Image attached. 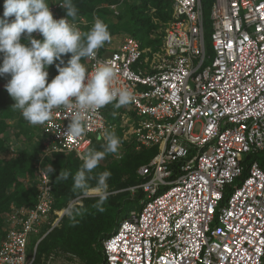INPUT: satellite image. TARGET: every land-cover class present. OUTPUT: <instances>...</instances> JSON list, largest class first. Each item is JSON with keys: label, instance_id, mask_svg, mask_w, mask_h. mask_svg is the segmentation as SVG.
Masks as SVG:
<instances>
[{"label": "built area", "instance_id": "obj_1", "mask_svg": "<svg viewBox=\"0 0 264 264\" xmlns=\"http://www.w3.org/2000/svg\"><path fill=\"white\" fill-rule=\"evenodd\" d=\"M169 1L172 19L159 49L142 50L127 38L116 50L98 49L95 59H86L89 72L97 62L111 64L117 85L134 91L135 100L117 113L119 123L108 121L103 107L89 114L84 136L73 139L63 134L70 117L61 108L39 126L36 204L21 210L0 237V264H34L31 236L50 215H60L43 162L73 153L82 163L79 155L105 129L124 132V125L140 148L158 152L139 168L142 182L128 190L144 193L142 209L101 243L105 264H264V170L258 161L222 206L246 157L264 153V0H213V57L202 0ZM47 2L54 19L64 18L63 0ZM69 22L80 30L93 23ZM177 163L180 174L171 179Z\"/></svg>", "mask_w": 264, "mask_h": 264}, {"label": "clouds", "instance_id": "obj_2", "mask_svg": "<svg viewBox=\"0 0 264 264\" xmlns=\"http://www.w3.org/2000/svg\"><path fill=\"white\" fill-rule=\"evenodd\" d=\"M47 0H4L3 17L0 18V76L10 75L5 85L6 91L15 102L12 108L18 110L29 124L43 125L52 118L54 109H64L69 113V123L63 134L79 139L84 136L89 114L112 104L115 109L127 106L135 100L134 91L128 86H118L117 70L107 62H97L91 72L82 59H95L97 50L110 42L108 25L95 18L91 27L82 32L73 20L77 8L72 0L59 4L65 10V17L54 19ZM13 19L9 20L8 18ZM33 32L42 35L43 40L31 36ZM24 34L27 43L21 42ZM70 53L65 66L62 54ZM55 60L58 74L48 82L49 65ZM98 139L101 149L87 148L79 158L82 164L72 175L73 190L96 198L94 207L98 212L105 211L108 199L107 180L110 171L93 175L106 155L115 154L121 144L114 130L105 129ZM48 173L53 169L49 165ZM68 171L56 176L59 181L69 178ZM95 179L94 186L89 181ZM82 206L69 204L61 210L75 222L82 215Z\"/></svg>", "mask_w": 264, "mask_h": 264}, {"label": "trees", "instance_id": "obj_3", "mask_svg": "<svg viewBox=\"0 0 264 264\" xmlns=\"http://www.w3.org/2000/svg\"><path fill=\"white\" fill-rule=\"evenodd\" d=\"M72 2L77 8V17L75 20L68 17V20L78 21L84 19L87 22H93L95 18H100L108 25L111 40L100 48V54L106 53V48L113 40L119 37L125 38L126 36L135 39L140 44L142 50L148 48L157 50L161 46L163 36L156 34L157 25L153 23V18L149 15V12L154 11V16L160 23L167 24L172 19V5L169 0H72ZM122 3L126 4V10L124 15L118 18L109 7ZM201 3L205 18L206 49L207 53L213 57L210 21L213 0H202ZM3 4L4 0H0V18L3 17ZM65 15V10H63V16L65 17ZM8 19L11 20L13 18L9 17ZM89 28L86 27L85 31ZM31 36L35 39L43 40L42 35L37 36L36 32H33ZM21 42L27 43L24 34L21 35ZM64 56H71V54H62L61 58ZM0 61H2V54H0ZM83 61L84 59L81 62ZM57 64H60L59 60L54 61L52 65L48 66V82L58 74ZM10 78V75L7 74L0 76V214L6 213L12 204L19 208H32L36 204L37 195V188L28 189L23 182V178L34 174L35 164L39 161V158L29 154L25 150L10 158L1 157L8 153V148L5 146L2 135L10 128L8 122L13 120L14 115H18L16 114L18 110L13 109L12 104H8L6 98L8 93L5 85ZM12 103L14 104V102ZM126 110L127 106L115 109L112 104H109L104 107V115L108 121L119 123L117 113L125 112ZM116 132L120 133L121 130L117 129ZM117 136L121 137L120 134H117ZM97 142L94 141L92 143V148L100 150L103 141L101 140L99 144ZM157 152V148L154 147L137 154L129 153L122 161L113 162L110 165H106L100 161L93 175L95 176L96 173L105 170L111 172V176L107 180L108 192L110 194L104 204L105 211L101 213L96 210L94 207L96 203L95 197L83 198L81 200L82 205H76L77 207L82 206V215L77 216L75 222L67 216L62 218L59 226L53 228L39 243L34 264H39L43 254L53 251L71 254L85 264H105L101 246L102 241L115 232L119 225L129 217L131 212L142 209L141 201L145 197L144 193L139 190L135 194H131L126 189L142 182L138 177V170L140 167L147 165ZM109 156L110 154L105 157ZM254 161H258L260 167L264 170V153L248 155L244 161L242 175L233 186L227 188L222 206L234 188L240 186L248 176L249 166ZM81 164L78 157L73 153L66 156L62 154L54 155L43 162V168L46 172L49 165L53 169L52 173L47 172V174L53 182L54 211H61L72 200L84 195L79 191H74L72 187V175H74ZM179 166V163L172 165L173 173L171 179H175L180 174ZM61 171H68L70 173L67 180L59 181L56 179V176ZM95 183V179L89 181V184L92 186Z\"/></svg>", "mask_w": 264, "mask_h": 264}, {"label": "rangeland", "instance_id": "obj_4", "mask_svg": "<svg viewBox=\"0 0 264 264\" xmlns=\"http://www.w3.org/2000/svg\"><path fill=\"white\" fill-rule=\"evenodd\" d=\"M109 9L113 12L115 16L118 18L124 15V12L126 10V4L122 3L120 5H116L114 9ZM149 15L153 18V23L157 25L156 34L162 35L164 33V30L166 28L167 24L160 23L158 19L154 16V11H150ZM92 23L90 24V26ZM88 26V27H90ZM86 27H82V32H85ZM130 37H119L113 40V42L106 48V53H109L112 50H116L125 39ZM207 41V40H206ZM70 58V56H64L61 58V60L64 61V65H66L67 60ZM56 61V60H55ZM86 64V59L82 62ZM8 104H12L13 99L9 97V94L6 96ZM15 103V102H14ZM18 115H14V118L12 121H9L10 128H8L5 133L2 135V139L5 142V146L8 148V153L5 155H2V158H10L15 156L17 153L25 150L29 154L34 155L35 157L39 158L40 155H42L41 147H40V141H41V134H40V125H31L27 121H25L20 112H16ZM124 132L121 130V132H116L117 134H120L121 137V144L118 149V152L115 154H110L109 157H105L101 162L105 163L106 165H110L113 162H120L122 161L127 154L129 153H140L144 149L140 148L138 144H136L133 140L129 139L127 132L129 131V126L124 125ZM101 141V140H100ZM100 141L97 143L99 144ZM23 182L25 186L28 189L35 188L37 185V177L34 172L33 175H28L23 178ZM126 189V191H128ZM131 193V192H130ZM110 194V193H109ZM94 197L92 195H83L80 197L77 202L73 203L74 205L80 206L82 205V199L87 197ZM76 200V199H75ZM74 201V200H72ZM71 201V202H72ZM71 202L69 204H71ZM29 207H17L16 205L12 204L9 208V210L6 213L0 214V236L4 234L6 230L11 228L12 222H15L17 219L21 217V210H26ZM58 214H52L49 216L46 222L41 224L39 228L37 229L36 233H34L30 238V243L28 246V252L33 257L35 256L36 259V251L38 247V243L42 241V239L55 227L59 226V223L61 222L62 218L66 215H62L61 211H57ZM35 262V261H34ZM39 264H85L81 260H79L77 257L66 254L60 251H53L48 254H43L41 257V260Z\"/></svg>", "mask_w": 264, "mask_h": 264}, {"label": "crops", "instance_id": "obj_5", "mask_svg": "<svg viewBox=\"0 0 264 264\" xmlns=\"http://www.w3.org/2000/svg\"><path fill=\"white\" fill-rule=\"evenodd\" d=\"M130 113H131V112H130ZM35 174H36V169H35ZM52 186H53V185H52ZM3 235H4V234H3ZM3 235H1V236H3ZM1 236H0V237H1Z\"/></svg>", "mask_w": 264, "mask_h": 264}, {"label": "water", "instance_id": "obj_6", "mask_svg": "<svg viewBox=\"0 0 264 264\" xmlns=\"http://www.w3.org/2000/svg\"><path fill=\"white\" fill-rule=\"evenodd\" d=\"M39 244V243H38Z\"/></svg>", "mask_w": 264, "mask_h": 264}]
</instances>
